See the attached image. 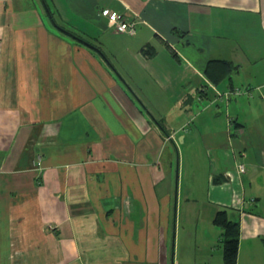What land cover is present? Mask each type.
<instances>
[{
	"label": "crops",
	"instance_id": "0c3cea01",
	"mask_svg": "<svg viewBox=\"0 0 264 264\" xmlns=\"http://www.w3.org/2000/svg\"><path fill=\"white\" fill-rule=\"evenodd\" d=\"M46 1L102 53L0 0V264H224L223 209L235 264H264V0Z\"/></svg>",
	"mask_w": 264,
	"mask_h": 264
},
{
	"label": "trees",
	"instance_id": "16d2710c",
	"mask_svg": "<svg viewBox=\"0 0 264 264\" xmlns=\"http://www.w3.org/2000/svg\"><path fill=\"white\" fill-rule=\"evenodd\" d=\"M42 9L45 15L49 18L51 24L61 33L68 34L73 37L76 42L87 45L90 48H97L101 53L100 47L94 42L92 39H88L82 34L76 32L75 30L69 28L65 24L61 23L57 18V13L50 6V4L46 0H39ZM174 33L180 32L173 28ZM150 44H144L141 47V50L145 51V54L150 56L154 52V50H150ZM233 69V66L230 62L226 60L220 59H211L207 62V65L204 69V74L208 77V79L212 83H219L225 76L229 75ZM213 223L217 225L221 229V237H222V254L224 264H235L236 256H237V248L239 241V228L238 223L236 221L230 220L224 210H218L212 219ZM262 243L264 246V235L261 237ZM264 258V251H263Z\"/></svg>",
	"mask_w": 264,
	"mask_h": 264
},
{
	"label": "built area",
	"instance_id": "2783aa9c",
	"mask_svg": "<svg viewBox=\"0 0 264 264\" xmlns=\"http://www.w3.org/2000/svg\"><path fill=\"white\" fill-rule=\"evenodd\" d=\"M100 15L106 16L109 19V26L117 33H126L133 35L136 30V20L134 18L127 19L123 15L116 13L111 8H104L99 12ZM243 91L240 88H233L232 90H227L223 92L226 98L230 96H239L243 94ZM237 168L240 172L244 171V164L239 163Z\"/></svg>",
	"mask_w": 264,
	"mask_h": 264
},
{
	"label": "rangeland",
	"instance_id": "374dc122",
	"mask_svg": "<svg viewBox=\"0 0 264 264\" xmlns=\"http://www.w3.org/2000/svg\"><path fill=\"white\" fill-rule=\"evenodd\" d=\"M42 8V7H41ZM43 10V9H42ZM109 57V56H108ZM109 59H110V57H109ZM166 105H170L169 104V101H167V104ZM173 105V104H172ZM171 105V106H172ZM171 116V115H170ZM226 124L227 125H231V123L230 122H228V121H226ZM206 166H208V164H206ZM186 174V176L184 175V173H183V178L181 179V186H182V188L184 187V184L185 185H187L186 183L188 182L187 180H188V178H189V175H190V173H189V171H187V173H185ZM188 174V175H187ZM175 173L173 172V174H172V179L174 180V182H175ZM184 179H186V181L184 180ZM258 182H260V181H258ZM204 193H205V191L203 192H201V198H196L193 202L195 203V205H197V206H201L202 205V203L205 201V199L203 198V195H204ZM258 196L260 195L261 196V198H260V200H256V211H262V213L264 212V210H261V207L262 206H264V191L262 190V189H260L259 190V192H258V194H257ZM255 202V201H254ZM254 204V203H253ZM252 204V205H253ZM260 204V205H259ZM252 207H254V205L252 206Z\"/></svg>",
	"mask_w": 264,
	"mask_h": 264
},
{
	"label": "bare ground",
	"instance_id": "6f19581e",
	"mask_svg": "<svg viewBox=\"0 0 264 264\" xmlns=\"http://www.w3.org/2000/svg\"><path fill=\"white\" fill-rule=\"evenodd\" d=\"M100 55H101V54H100ZM105 56H106V55H105ZM103 58H104V57H103ZM104 60H105V59H104ZM109 64H110V63H109ZM109 64H108V65H109ZM109 66H110V65H109ZM240 89H241V88H240ZM141 106H142V105H141ZM228 120H229V119H228ZM199 122H200V121H199ZM233 122H234V121H233ZM189 123H190V122H189ZM230 123H231V122H230ZM190 124H191V123H190ZM179 125H180V124H179ZM192 125H193V124H192ZM232 125H233V124H232ZM183 126H184V125H183ZM189 127H190V126H189ZM192 127H194V126H192ZM192 127H190V128H192ZM160 128H161V127H160ZM185 128H187V127H185ZM185 128H184V129H185ZM196 128H197V127H196ZM181 129H182V128H181ZM160 130H161V129H160ZM193 130H195V128H193ZM168 131H169V130H168ZM181 131H182V130H181ZM189 131H190V130H189ZM196 131H197V130H196ZM162 132H163V131H162ZM170 132H171V131H170ZM184 132H185V131H184ZM187 133H188V132H187ZM189 133H190V132H189ZM192 133L194 134V131H192ZM164 134H165V132H164ZM179 134H180V133H179ZM174 135H175V134H174ZM181 135H182V134H181ZM185 135H186V133H185ZM185 135H184V136H185ZM165 136H166V135H165ZM167 136H168V135H167ZM161 137H162V136H161ZM185 137H186V136H185ZM229 137H230V136H229ZM182 138H183V137H182ZM182 138H181V139H182ZM227 138H228V137H227ZM185 139H186V138H185ZM231 140H232V139H231ZM167 142H168V141H167ZM172 142H173V141H172ZM174 142H175V141H174ZM182 142H183V141H182ZM168 144H169V143H168ZM178 144H179V143H178ZM174 146H175V145H174ZM183 146H184V145H183ZM176 147H177V146H176ZM176 147H175V148H176ZM187 147H188V146H187ZM226 147H228V146H226ZM244 147H245V146H244ZM169 149H170V148H169ZM187 149H188V148H187ZM220 150H222V149H220ZM170 151H171V150H170ZM174 151H175V150H174ZM225 151H226V150H225ZM232 151H233V150H232ZM170 153H171V152H170ZM172 153H173V152H172ZM172 153H171V154H172ZM178 154H179V153H178ZM172 155H173V154H172ZM210 157H211V156H210ZM176 158H177V157H176ZM233 159H234V158H233ZM175 160H176V159H175ZM210 160H211V159H210ZM170 161H171V160H170ZM176 162H177V161H176ZM158 163H159V162H158ZM215 163H217V162H215ZM178 164H179V163H178ZM217 164H218V163H217ZM173 165H174V163H173ZM208 165H209V164H208ZM214 165H215V164H214ZM215 166H216V165H215ZM244 166H245V165H244ZM175 168H176V167H175ZM246 168H247V167H246ZM246 170H247V169H246ZM246 170H245V171H246ZM258 170H260V167H259ZM173 171H174V170H173ZM237 172H238V171H237ZM239 172H240V171H239ZM175 173H176V172H175ZM169 174H170V173H169ZM177 175H178V174H177ZM250 175H251V174H250ZM250 175H249V176H250ZM245 176H246V175H245ZM172 177H173V176H172ZM206 177H207V176H206ZM246 177H247V176H246ZM164 178H165V177H164ZM214 178H215V177H214ZM162 179H163V178H162ZM170 179H171V178H170ZM173 179H174V178H173ZM179 179H181V178H179ZM262 179H263V178H262ZM163 180H164V179H163ZM163 180H160V181L163 182ZM177 180H178V179H177ZM170 181H171V180H169V182H170ZM205 181H206V180H205ZM164 182H165V181H164ZM171 182H172V181H171ZM175 182H176V181H175ZM175 182H174V183H175ZM189 182H191V181L189 180ZM206 182H207V181H206ZM206 182H205V183H206ZM169 184H170V183H169ZM171 184H172V183H171ZM250 196H251V195H250ZM245 197H246V196H245ZM248 198H249V197H248ZM254 201H255V200H254ZM249 202H250V201H249ZM170 203H171V202H170ZM254 203H256V201H255ZM259 205H260V204H259ZM169 206H170V205H169ZM255 206H256V205H255ZM223 210H224V209H223ZM220 234H221V233H220ZM220 236H221V235H220ZM220 243H221V242H220Z\"/></svg>",
	"mask_w": 264,
	"mask_h": 264
}]
</instances>
